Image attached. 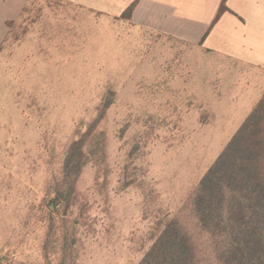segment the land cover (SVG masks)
Returning a JSON list of instances; mask_svg holds the SVG:
<instances>
[{
    "label": "rangeland",
    "instance_id": "374dc122",
    "mask_svg": "<svg viewBox=\"0 0 264 264\" xmlns=\"http://www.w3.org/2000/svg\"><path fill=\"white\" fill-rule=\"evenodd\" d=\"M22 2L0 0L1 264H139L171 220L196 264H220L192 200L264 76L126 14Z\"/></svg>",
    "mask_w": 264,
    "mask_h": 264
},
{
    "label": "trees",
    "instance_id": "16d2710c",
    "mask_svg": "<svg viewBox=\"0 0 264 264\" xmlns=\"http://www.w3.org/2000/svg\"><path fill=\"white\" fill-rule=\"evenodd\" d=\"M225 10L222 3L216 19ZM84 165L75 142L64 159L63 185L71 188ZM192 207L200 228L222 244L220 264H264V94L201 178ZM139 264H196L178 222L164 225Z\"/></svg>",
    "mask_w": 264,
    "mask_h": 264
},
{
    "label": "crops",
    "instance_id": "0c3cea01",
    "mask_svg": "<svg viewBox=\"0 0 264 264\" xmlns=\"http://www.w3.org/2000/svg\"><path fill=\"white\" fill-rule=\"evenodd\" d=\"M65 1L112 17L132 8L129 22L135 27L201 46L264 76V0ZM222 3L226 10L216 19Z\"/></svg>",
    "mask_w": 264,
    "mask_h": 264
}]
</instances>
